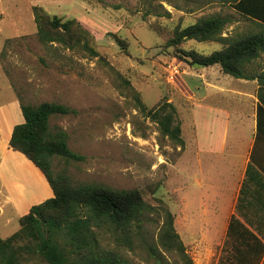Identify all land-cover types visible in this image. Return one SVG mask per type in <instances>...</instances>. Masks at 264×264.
I'll list each match as a JSON object with an SVG mask.
<instances>
[{"label":"rangeland","instance_id":"1","mask_svg":"<svg viewBox=\"0 0 264 264\" xmlns=\"http://www.w3.org/2000/svg\"><path fill=\"white\" fill-rule=\"evenodd\" d=\"M34 6L63 20L75 19L92 34L99 56L41 44ZM150 8L153 13L147 14ZM165 11L170 16L157 15ZM214 14L234 16L227 33L246 25L218 0H0V69L4 76L0 100L8 103L14 121L23 122L22 103L54 102L71 108L68 115L52 117L51 126L65 131L70 149L85 160L54 157L55 173L66 172L78 183L139 190L153 208L145 225L151 242L157 239L164 209H168L194 264H228L224 240L244 163L218 157L211 160L214 167H209L191 110L196 98H190L186 86L190 59L167 47V42L178 25L188 26ZM114 36L125 42V48ZM181 49L208 55L221 50V45L188 41ZM187 79L201 88L198 77ZM135 92L148 108L163 99L175 105L184 148L164 137L158 125L140 111ZM1 126L3 136L7 128ZM238 131L243 138L249 137V129ZM40 195L32 205L48 197ZM22 216L10 209L0 215V236L14 234ZM106 245L115 248L111 240ZM123 249L133 264H157L138 241L134 251ZM167 260L177 264L176 257L167 256ZM24 264L46 263L29 257Z\"/></svg>","mask_w":264,"mask_h":264},{"label":"trees","instance_id":"2","mask_svg":"<svg viewBox=\"0 0 264 264\" xmlns=\"http://www.w3.org/2000/svg\"><path fill=\"white\" fill-rule=\"evenodd\" d=\"M218 1L244 19L245 27L235 28L229 34L226 30L233 24L234 16L200 17L188 26L178 25L167 47L180 50L192 66L219 65L225 75L233 78L257 79L260 86L258 112H264V72H258V60L264 53V0ZM150 9L147 14L153 13ZM33 13L41 44H58L92 57L99 56L92 34L75 19L63 20L40 6H34ZM164 13L157 15L170 16L169 12ZM114 37L125 48V42ZM188 41L219 44L221 50L208 55L182 50V45ZM134 99L140 111L158 125L164 137L185 147L178 111L172 102L163 99L148 108L136 92ZM21 112L23 122L14 126L9 147L23 154L43 173L53 197L33 205L19 219L20 228L14 234L7 238L0 236V264H24L29 257H38L46 264H133L125 257L123 247L134 251L135 241L157 264H169L167 256L176 257L177 264H194L168 209H164L157 239L151 242L145 225L152 217L153 208L139 190L78 183L66 172L55 173L54 157L66 161L85 160L70 149L66 132L51 126L52 117L68 115L73 112L71 108L54 102L22 103ZM236 211L245 223L237 215L230 218L224 243L230 257L228 264H259L264 244L246 223H250L249 211L264 214V175L252 162L241 184ZM108 240L115 244L114 249L106 245Z\"/></svg>","mask_w":264,"mask_h":264},{"label":"crops","instance_id":"3","mask_svg":"<svg viewBox=\"0 0 264 264\" xmlns=\"http://www.w3.org/2000/svg\"><path fill=\"white\" fill-rule=\"evenodd\" d=\"M258 65V72H264V53L259 58ZM192 76L199 78L200 89L193 87L190 83L191 79H187ZM2 77L4 76H2L0 69V81ZM228 77L221 71L219 65L192 66L189 74L185 76L188 81L186 86L189 88L190 98H196L194 103H191V110L193 111L195 128L199 135L200 149L202 154H205L204 157L210 161L209 167H214L211 160L218 157H224L225 161L231 160L230 163L238 159L244 163L242 179L234 199L230 218L237 215L245 223V220L237 213L236 205L248 164L252 162L264 175V112H258L259 99L257 93L260 86L257 79L246 80ZM10 86L14 91L15 98H18L11 83ZM3 90L4 85L0 83V96ZM12 115L8 103H3L0 100V132L3 128L1 125L7 128V132L3 136L0 135L1 216L8 209L26 215L33 206L31 201L41 196V193L42 195L48 194V197L39 201L38 204L53 197L49 193L51 187L43 173L23 154L9 147L14 126L19 124L14 121ZM246 128L250 131L249 137L243 138L238 130L241 131ZM228 144L229 146H227ZM227 149H229L228 153L226 152ZM229 155H231L230 158L227 157ZM224 167L230 166L224 164ZM248 216L250 223H246V226L264 244V236H262L264 233V214L260 211H249ZM230 218L227 224L226 237ZM259 231L262 233L259 234ZM259 264H264V255Z\"/></svg>","mask_w":264,"mask_h":264}]
</instances>
